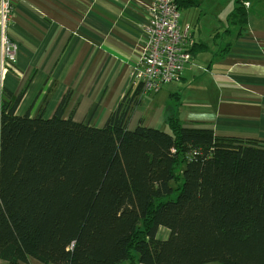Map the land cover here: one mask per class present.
Masks as SVG:
<instances>
[{
    "label": "trees",
    "instance_id": "trees-1",
    "mask_svg": "<svg viewBox=\"0 0 264 264\" xmlns=\"http://www.w3.org/2000/svg\"><path fill=\"white\" fill-rule=\"evenodd\" d=\"M242 1L232 12L240 25ZM21 98L0 92V261L264 264L257 141L187 129L174 116L167 130L128 129L135 99L94 127L64 118L63 103L50 118L18 115Z\"/></svg>",
    "mask_w": 264,
    "mask_h": 264
},
{
    "label": "crops",
    "instance_id": "crops-1",
    "mask_svg": "<svg viewBox=\"0 0 264 264\" xmlns=\"http://www.w3.org/2000/svg\"><path fill=\"white\" fill-rule=\"evenodd\" d=\"M151 1L14 0L8 34L18 46L17 61L0 74V92L22 93L18 115L50 118L63 103L64 118L94 127L133 97L128 129L141 121L167 130L174 116L187 129L264 146V0H243L249 5L242 25L233 11L222 13L227 0L184 8L196 44L193 59L177 80L144 101L132 68L142 54L144 8ZM222 21L229 25L219 31L213 24ZM213 38L219 44L211 48Z\"/></svg>",
    "mask_w": 264,
    "mask_h": 264
},
{
    "label": "built area",
    "instance_id": "built-area-1",
    "mask_svg": "<svg viewBox=\"0 0 264 264\" xmlns=\"http://www.w3.org/2000/svg\"><path fill=\"white\" fill-rule=\"evenodd\" d=\"M247 7L249 2L242 1ZM14 0H0V74L15 69L17 44L8 34ZM146 22L141 29L143 50L133 65V85L139 96L155 94L166 83L177 80L191 63L194 43L189 26L180 24V13L173 0H152L145 8ZM132 102L133 97L128 98Z\"/></svg>",
    "mask_w": 264,
    "mask_h": 264
},
{
    "label": "rangeland",
    "instance_id": "rangeland-1",
    "mask_svg": "<svg viewBox=\"0 0 264 264\" xmlns=\"http://www.w3.org/2000/svg\"><path fill=\"white\" fill-rule=\"evenodd\" d=\"M235 1L236 0H227L226 3H225V5L221 8V10L223 11L222 13H228V11H230V12L233 11V8H234V6L236 4ZM184 10H185L184 8H180L179 9V13L181 15V17H180V19H181L180 20V24L182 25V23L185 22V24H183V25H188L186 23H190V18H188L185 21V17H184V14H183ZM207 20L209 21L208 18H207ZM211 25H212L211 22H209V26H211ZM213 25H216L215 27H217V28L219 27V31H221V30L224 29V27L225 28L228 27L229 24L227 25L225 22L222 21V23L219 24V25L218 24H215V23ZM217 44H219V39L218 38H213L212 40H210V46H211V48H213V46H215ZM152 95L153 94H151V93H146L145 95L142 96V98H143L144 101H146V100L151 99L152 98L151 97ZM177 184H178V181L171 182V186L174 187V188L177 187ZM175 197H176V192L174 191V193H172V195H171V198L174 199ZM167 236H168V230L166 228H164V227H160L158 229V232H157V238L165 239ZM136 260H137V256L134 254V257L131 260V262H124V263H121V264H130V263L131 264H136ZM0 264H6V263L0 261ZM27 264H42V263H40V262H38V261H36V260H34L32 258H29ZM207 264H219V263H217V262H210V263H207Z\"/></svg>",
    "mask_w": 264,
    "mask_h": 264
}]
</instances>
